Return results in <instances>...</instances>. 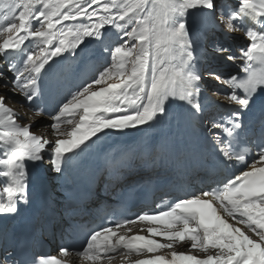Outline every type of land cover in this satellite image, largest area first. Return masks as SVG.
Returning <instances> with one entry per match:
<instances>
[{
	"label": "snow or ice",
	"instance_id": "snow-or-ice-1",
	"mask_svg": "<svg viewBox=\"0 0 264 264\" xmlns=\"http://www.w3.org/2000/svg\"><path fill=\"white\" fill-rule=\"evenodd\" d=\"M217 20L225 33H246L247 43L238 49L218 40L211 45L222 60L242 61L243 75L204 70L201 42L212 29L220 30ZM5 33L14 35L0 43L6 65L0 86L19 90L31 106L44 99L49 76L62 74L66 93L55 109L40 111L50 116L47 127L65 138L34 135L17 123L0 95V217L19 215L31 198L29 165L47 160L62 177L74 159L106 137L143 132L169 117L195 119L204 109L205 78L212 77L229 86L225 99L239 107L211 123L209 144L225 167L242 165L239 172L157 212L101 217L81 248L62 246L59 253L111 264L118 255L155 254L190 241V249L218 251L205 259L174 251L171 258L152 255L133 264H264V129L249 140L242 119L258 111L264 122V0H237L234 8L216 0H0V36ZM65 124L71 131L61 130ZM137 222L159 225L149 229L150 236L169 242L120 234ZM241 224L246 230L236 226ZM0 264L66 262L54 256L25 259L5 247Z\"/></svg>",
	"mask_w": 264,
	"mask_h": 264
},
{
	"label": "bare ground",
	"instance_id": "bare-ground-1",
	"mask_svg": "<svg viewBox=\"0 0 264 264\" xmlns=\"http://www.w3.org/2000/svg\"><path fill=\"white\" fill-rule=\"evenodd\" d=\"M3 37H4V35H3ZM211 79H212V77H211ZM2 95H4V94H2ZM6 104L8 105L7 107H9L10 109H11L12 107L15 108V105L12 106L13 104H11L10 101H8ZM15 109H16V108H15ZM34 133H35V134H39L40 136H43V135L41 134V132H34ZM46 136H48V134H46Z\"/></svg>",
	"mask_w": 264,
	"mask_h": 264
},
{
	"label": "rangeland",
	"instance_id": "rangeland-1",
	"mask_svg": "<svg viewBox=\"0 0 264 264\" xmlns=\"http://www.w3.org/2000/svg\"><path fill=\"white\" fill-rule=\"evenodd\" d=\"M5 34H7V33H5ZM5 34H4V36H5ZM13 34H14V33H13ZM13 34H9V35H13ZM6 37H7V35H6ZM2 42H3V40L0 41V43H2ZM99 87H102V86H96L97 90H98ZM2 94H4V96L6 95V93H2ZM2 94H1V95H2ZM6 96H7V95H6ZM11 104H13V103H11Z\"/></svg>",
	"mask_w": 264,
	"mask_h": 264
}]
</instances>
